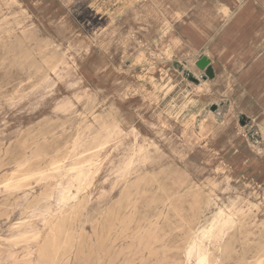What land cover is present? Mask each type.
<instances>
[{"label":"rangeland","instance_id":"obj_1","mask_svg":"<svg viewBox=\"0 0 264 264\" xmlns=\"http://www.w3.org/2000/svg\"><path fill=\"white\" fill-rule=\"evenodd\" d=\"M246 5L0 0V264L264 263V12Z\"/></svg>","mask_w":264,"mask_h":264},{"label":"bare ground","instance_id":"obj_2","mask_svg":"<svg viewBox=\"0 0 264 264\" xmlns=\"http://www.w3.org/2000/svg\"><path fill=\"white\" fill-rule=\"evenodd\" d=\"M27 38H28V37H27ZM19 40H20V39H18V41H19ZM20 41H21V40H20ZM30 41H31V40H30ZM31 42H32V41H31ZM27 43H28V42H27ZM29 43H30V42H29ZM33 43H34V42H33ZM21 44H22V43H21ZM23 44H24V43H23ZM37 44H39V43H37ZM16 45H17V44H16ZM24 46H25V44H24ZM15 47H16V46H15ZM19 47H20V46H19ZM19 47H18V48H19ZM35 47H37V50H38V46L36 45ZM26 50H27V49H26ZM23 51H25V50H23ZM19 52H20V51H19ZM30 54H31V53H30ZM34 54H35V53H34ZM48 54H49V53H48ZM57 54H58V53H57ZM54 55H55V54H54ZM27 56H28V55H27ZM27 56H26V58H28ZM29 57H30V56H29ZM31 57H32V55H31ZM60 57H61V56H60ZM23 58H24V56H23ZM40 58H41V57H40ZM51 58H52V57H51ZM56 58H57V57H56ZM44 59H45V57L43 58V60H44ZM48 61H49V59H48ZM48 61L46 60L45 62H48ZM49 62H50V61H49ZM51 62H52V61H51ZM9 63H10V62H9ZM33 63H34V62H33ZM36 63H37V62H36ZM49 66H51V64H50ZM52 67H53V66H52ZM55 67H56V66H55ZM50 68H51V67H50ZM48 69H49V67H48ZM53 69H56V68H53ZM49 71H50V70H49ZM80 72H81V71H80ZM47 73H48V72H47ZM48 74H49V73H48ZM45 75H46V74H45ZM45 75H44V76H45ZM44 76H43V77H44ZM47 76H48V75H47ZM43 77H42V78H43ZM45 79H47V77H46ZM43 81H44V80H43ZM40 82H41V81H40ZM189 104H190V103H189ZM94 105H96V104L94 103ZM84 109H86V108H84ZM92 109H93V108H92ZM104 112H105V111H104ZM108 113H109V112H108ZM106 115H108V114L106 113ZM106 115H105V116H106ZM110 115H111V113H110ZM102 116H103V118H104V114H103ZM194 118H195V117H194ZM94 119H97V118H94ZM94 119H93V120H94ZM98 120H99V119H98ZM103 120H104V119H103ZM191 120H192V119H191ZM99 121H100V120H99ZM94 122H95V121H94ZM206 122H207V121H206ZM101 123H103V122H101ZM101 123H99V125H100ZM104 123H106V122H104ZM112 123H114V122H112ZM96 124H97V123H96ZM114 126H115V125H113V127H114ZM109 127H110V125H109ZM113 127H112V128H113ZM116 127H117V126H116ZM100 128H101V127H100ZM106 128H107V127H106ZM199 131H200V130H199ZM21 133H22V132H21ZM108 134H109V133H108ZM20 136H21V135H20ZM96 141H97V140H96ZM99 141H100V139H99ZM13 142H14V141H13ZM38 142H39V141H38ZM37 144H38V143H37ZM95 144L97 145L96 142H95L93 145H95ZM99 144H100V143H99ZM9 146H11V145H9ZM93 147H94V146H93ZM7 149H8V148H7ZM7 149H6V150H7ZM32 149H33V148H32ZM91 149L93 150L94 148H91ZM96 149H97V147H96ZM0 150H1V149H0ZM2 152H3V151H2ZM28 152H29V151H28ZM5 153H6V152H5ZM92 154H93V153H92ZM93 155H95V154H93ZM93 155H92V156H93ZM40 157H41V156H40ZM38 159H39V158H38ZM0 160H2V159H0ZM4 160H5V159H4ZM82 160H83V158H82ZM88 161H89V160H88ZM88 161H87V162H88ZM0 162H1V161H0ZM2 162H3V161H2ZM85 162H86V161H85ZM87 162H86V163H87ZM80 163H81V162H80ZM77 164H78V163H77ZM78 165H79V164H78ZM88 165H89V164H88ZM80 166L82 167V164H81ZM173 167H174V165H173ZM177 167H178V166H177ZM0 168H2V167H0ZM8 168H9V167H8ZM21 169H22V168H21ZM23 169H24V168H23ZM26 169H27V168H26ZM29 169H31V168H29ZM171 169H172V168H171ZM27 170H28V169H27ZM160 170H162V169H160ZM21 171H22V170H21ZM24 171H25V169H24ZM24 171H23V172H24ZM19 172H20V171H19ZM55 172H56V171H55ZM55 172H54V173H55ZM14 173H15V172H14ZM57 173H58V171H57ZM33 174H34V173H33ZM46 174H47V173H46ZM13 175H14V174H13ZM13 175H12V176H13ZM21 175H22V174H21ZM21 175H20V176H21ZM42 175H43V174H42ZM31 176H32V175H31ZM38 176H39V175H38ZM46 176H47V175H46ZM13 177H14V176H13ZM13 177H12V178H13ZM15 177H16V176H15ZM35 177H36V176H35ZM35 177H34V178H35ZM71 177H72L73 179L71 180L70 184H72L73 187L76 186L75 184H78V186H79L80 183L82 182V180H81L82 177H83L82 174H79V176H76V177H73V176H71ZM31 178H32V177H31ZM4 179H5V178H4ZM4 179H3V180H4ZM6 179H8V178L6 177ZM13 179H14V178H13ZM27 179H28V178H27ZM0 180H1V179H0ZM3 180H1V181H3ZM11 180H12V179H11ZM11 180H10V181H11ZM20 181H21V180H20ZM18 182H19V181H18ZM18 182H16V184H17ZM24 182H25V181H24ZM1 183H3V182H1ZM10 183H11V184H14V182H10ZM25 183H26V182H25ZM20 185H21V184H20ZM9 186H10V184H9ZM16 186H17V185H16ZM76 187H77V186H76ZM26 188H27V187H26ZM22 189H23V188H22ZM24 189H25V188H24ZM77 189H78V188H77ZM5 190H7V189L5 188ZM18 191H19V189H18ZM59 194H60V197H62V198H60L59 201H58V202H59V206H60V207H63V208H66L67 205L69 204V202H70L72 199H73V200L76 199V195L74 196L72 193H70V190H69L66 194L63 193L62 191L59 192ZM10 195H11V194H10ZM73 196H74V197H73ZM6 199H7V197H6ZM8 199H9V198H8ZM12 199H13V198H12ZM9 200H10V199H9ZM82 200H83V199H82ZM0 201H1V200H0ZM119 201H120V200H119ZM13 202H14V201H13ZM17 202H18V201H17ZM4 203H5V202H4ZM6 203H7V202H6ZM11 203H12V202H11ZM84 203H85V202H84ZM84 205H86V204H84ZM116 205H117V204H116ZM119 205H122V204H119ZM0 206H1V205H0ZM10 206H11V205H10ZM117 206H118V205H117ZM80 208H81V207H80ZM82 208H83V207H82ZM120 208H121V207H120ZM256 209H257V208H256ZM84 210H85V209H84ZM234 211H235V210H234ZM261 211H262V210H261ZM83 212H84V211H83ZM117 213H118V212H117ZM221 213H222V212H221ZM231 213H232V212H231ZM231 213H230V214H231ZM257 213H258V212H257ZM6 214H7V213H6ZM104 214H105V212H104ZM107 214H108V213H107ZM258 214H259V213H258ZM109 215L112 216V214H109ZM118 215H119V214H118ZM6 216H7V215H6ZM77 216H78V214H77ZM114 216H115V215H114ZM245 216H246V215H245ZM102 217H103V216H102ZM161 217H162V216H161ZM113 218H114V217H113ZM244 218H245V217H244ZM247 218H248V216H247ZM103 219H104V218H103ZM108 219H109V218H108ZM116 219H117V218H116ZM227 219L229 220V218H227ZM59 220H60V219H59ZM59 220H58V222H59ZM61 220H62V219H61ZM101 221H102V220H101ZM95 222H96V221H95ZM113 222H114V221H113ZM110 223H112L111 220H110ZM103 224H104V223H103ZM106 224H107V222H106ZM226 224H228V221H227ZM52 226H54V225H52ZM54 227H55V226H54ZM98 227H99V226H98ZM101 227H102V225H101ZM106 227H107V226H106ZM114 227H115V225H114ZM114 227H113V228H114ZM55 228L58 229L57 226H56ZM103 228H104V227H103ZM103 228H102V229H103ZM151 229H152V228H151ZM55 231H56V230H55ZM57 231H58V230H57ZM104 231H105V230H104ZM107 231H108V230H107ZM123 231H124V230H123ZM58 232H59V231H58ZM125 232H126V231H125ZM142 232H143V231H142ZM142 232H141V233H142ZM147 232H148V231H147ZM54 233H55V232H54ZM108 233H109V231H108ZM111 233H112V232H111ZM120 233H121V232H120ZM122 233H123V232H122ZM143 233H145V232H143ZM70 234H71V233H70ZM105 234H106V233H105ZM59 235L61 236V234H59ZM71 235H72V234H71ZM98 235H99V234H98ZM139 235H140V234H139ZM139 235H137V236H139ZM69 236H70V235H69ZM107 236L109 237V235H107ZM110 236H111V235H110ZM118 236H119V235H118ZM118 236H117V237H118ZM99 237H100V236H99ZM99 237H98V238H99ZM105 237H106V236H105ZM54 238H55V237H54ZM92 238H93V237H92ZM102 238H103V237H102ZM112 238H113V237H112ZM120 238H121V237H120ZM136 238H137V237H136ZM136 238H135V239H136ZM142 238H143V237H142ZM150 238H151V237H150ZM56 239H57V238H56ZM69 239H70V238H69ZM117 239H118V238H117ZM117 239H115V240H117ZM135 239H133V240H135ZM50 240H51V239H50ZM58 240H59V239H58ZM99 240H100V239H99ZM109 240H110V239H109ZM139 240H140V239H139ZM148 240H149V239H148ZM18 241H19V240H18ZM59 241H60V240H59ZM70 241H71V240H70ZM111 241H112V239H111ZM125 241H126V240H125ZM136 241H137V240H136ZM50 242H51V241H50ZM56 242L58 243V241H56ZM113 242H114V241H113ZM140 242H141V241H140ZM52 243H53V242H52ZM72 243H73V242H72ZM98 243H99V242H98ZM102 243H103V241H102ZM115 243H116V242H115ZM112 244H114V243H112ZM122 244H123V243H122ZM130 244H131V243H130ZM139 244H140V243H139ZM147 244H149V242H148ZM157 244H158V243H157ZM248 244H249V243H248ZM16 245H18V244L16 243ZM50 245H51V244H50ZM56 245H57V244H56ZM66 245H67V244H66ZM68 245H69V244H68ZM70 245H71V244H70ZM74 245H75V244H74ZM83 245H84V244H83ZM88 245H89V244H88ZM114 245H115V244H114ZM183 245H184V242H183ZM63 246H64V245H63ZM84 246H85V245H84ZM100 246H101V245H100ZM115 246H116V245H115ZM123 246H124V245H123ZM130 246H131V245H130ZM138 246H139V245H138ZM50 247H51V246H50ZM57 247H58V245H57ZM80 247H81V245H80ZM94 247H95V245H94ZM149 247H150V246H149ZM154 247H155V246H154ZM48 248H49V247H48ZM54 248H55V247H54ZM59 248H60V247H59ZM82 248H83V247H82ZM106 248H107V247H106ZM109 248H111V247H109ZM123 248H124V247H123ZM135 248H136V247H135ZM145 248H146V247H145ZM145 248H144V249H145ZM64 249H65V248H64ZM70 249H71V248H70ZM87 249H89V248H87ZM128 249H130V248H128ZM131 249H132V248H131ZM139 249H140V248H139ZM150 249H151V248H150ZM150 249H149V250H150ZM45 250H46V249H45ZM65 250H66V249H65ZM71 250H72V249H71ZM94 250H95V249H94ZM149 250H148V249H147V250L145 249L146 252L149 251ZM161 250H162V249H161ZM161 250H160V251H161ZM163 250H164V249H163ZM163 250H162V251H163ZM167 250H168V249H167ZM167 250H166V251H167ZM255 250H256V249H255ZM0 251H1V250H0ZM79 251H80V250H79ZM97 251H98V250H97ZM105 251H106V250H105ZM124 251H125V250H124ZM158 251H159V250H158ZM54 252H55V251H54ZM67 252H68V250H67ZM80 252H81V251H80ZM82 252H84V251H82ZM87 252H88V251H87ZM90 252H91V251H90ZM129 252H130V250H129ZM0 253H1V252H0ZM20 253H21V252H20ZM59 253H60V252H59ZM47 254H48V252H47ZM85 254H86V253H85ZM94 254H95V251H94ZM104 254H106V253L104 252ZM115 254H116V253H115ZM145 254H146V253H145ZM145 254H144V255H145ZM154 254H155V253H154ZM154 254H153V255H154ZM168 254H169V253H168ZM18 255H19V254H18ZM50 255H51V254H50ZM65 255H66V253H65ZM125 255H126V254H125ZM135 255H136V254H135ZM139 255H140V254H139ZM149 255H150V254H149ZM153 255H152V256H153ZM52 256H53V255H52ZM55 256H56V255H55ZM57 256H58V255H57ZM74 256H75V255H74ZM77 256H78V254H77ZM114 256H115V255H114ZM128 256H129V255H128ZM131 256H132V255H131ZM131 256H130V257H131ZM156 256H157V255H156ZM163 256H164V255H163ZM43 257H44V255H43ZM47 257H48V256H47ZM47 257H46V258H47ZM81 257H82V256H81ZM84 257H85V256H84ZM116 257H117V256H116ZM147 257H148V256H147ZM159 257H160V256H159ZM159 257H158V258H159ZM46 258H45V259H46ZM61 258H63V257L61 256ZM90 258H92V257H90ZM95 258H96V256H95ZM122 258H124V257H122ZM136 258H138V257H136ZM144 258H145V257H144ZM163 258H164V257H163ZM48 259H49V258H48ZM70 259H71V258H70ZM80 259H81V258H80ZM80 259H79V260H80ZM107 259H108V258H107ZM107 259H106V261H107ZM127 259H128V257H127ZM198 259H199V261H200V264H210V260H209V258H208L206 255H203V254L199 253V254H198ZM46 260H47V259H46ZM125 260H126V259H125ZM133 260H134V259H133ZM133 260H132V261H133ZM26 261H27V260H26ZM28 261H29V260H28ZM47 261H48V260H47ZM150 261H151V260H150ZM162 261H163V260H162ZM167 261H168V260H167ZM66 262H67V261H66ZM66 262H65V263H66ZM68 262H69V261H68ZM135 262H136V261H135ZM164 262L166 263V261H164ZM25 263H26V262H25ZM28 263H29V262H28ZM69 263H70V262H69ZM69 263H68V264H69ZM73 263H75V262H73ZM105 263H106V262H105ZM123 263H124V262H123ZM137 263H138V262H137ZM159 263H160V262H159ZM180 263H181V262H180ZM262 263H263V262H262ZM56 264H57V263H56ZM76 264H77V263H76ZM79 264H80V263H79ZM100 264H101V263H100ZM117 264H118V263H117ZM135 264H136V263H135ZM263 264H264V263H263Z\"/></svg>","mask_w":264,"mask_h":264},{"label":"crops","instance_id":"obj_3","mask_svg":"<svg viewBox=\"0 0 264 264\" xmlns=\"http://www.w3.org/2000/svg\"><path fill=\"white\" fill-rule=\"evenodd\" d=\"M247 3L246 7H244V11L248 13H256L257 10H259L261 13H263V5L264 0H242ZM256 11V12H255ZM248 17H252L253 15L247 14ZM262 17V16H259Z\"/></svg>","mask_w":264,"mask_h":264},{"label":"water","instance_id":"obj_4","mask_svg":"<svg viewBox=\"0 0 264 264\" xmlns=\"http://www.w3.org/2000/svg\"><path fill=\"white\" fill-rule=\"evenodd\" d=\"M197 67L200 70L206 71L209 78H214V70L212 68L210 59H208L207 57H203L201 60H199L197 62Z\"/></svg>","mask_w":264,"mask_h":264}]
</instances>
